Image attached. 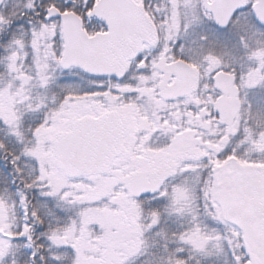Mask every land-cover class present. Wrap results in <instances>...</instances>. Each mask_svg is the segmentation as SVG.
I'll return each instance as SVG.
<instances>
[{"label":"snow or ice","instance_id":"6c2138e0","mask_svg":"<svg viewBox=\"0 0 264 264\" xmlns=\"http://www.w3.org/2000/svg\"><path fill=\"white\" fill-rule=\"evenodd\" d=\"M0 264H264V0H0Z\"/></svg>","mask_w":264,"mask_h":264}]
</instances>
